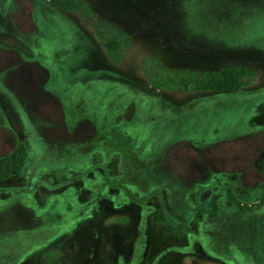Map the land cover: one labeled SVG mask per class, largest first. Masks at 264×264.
<instances>
[{"label":"rangeland","instance_id":"1","mask_svg":"<svg viewBox=\"0 0 264 264\" xmlns=\"http://www.w3.org/2000/svg\"><path fill=\"white\" fill-rule=\"evenodd\" d=\"M83 1L69 12L0 0V158L20 140L28 149L23 171L0 181V264L50 236L19 264H123L138 233L144 258L157 233L190 245L174 264H264V203L239 206L264 199V0ZM114 29L130 35L117 64L99 37ZM156 60L250 67L258 91L159 90ZM159 209L191 233L174 242Z\"/></svg>","mask_w":264,"mask_h":264},{"label":"trees","instance_id":"2","mask_svg":"<svg viewBox=\"0 0 264 264\" xmlns=\"http://www.w3.org/2000/svg\"><path fill=\"white\" fill-rule=\"evenodd\" d=\"M52 5L60 7L64 11H83L88 7V4L83 0H51ZM88 10V9H87ZM90 13L91 11L88 10ZM105 30L109 29L108 24H101ZM99 37L104 41L106 53L113 63H119L124 56V50L129 48V39L125 31L121 29H114L112 34H104L101 32ZM160 70L151 78V83L159 90L166 91H192V92H211L216 94L221 93H239L247 92L255 94L258 89H250L255 81L256 72L250 68L236 64L224 66L215 71H190L167 69L163 64L156 60L154 61ZM264 88H261L263 90ZM260 90V89H259ZM264 91V90H263ZM112 138L115 142L112 147L124 148V138L117 131H112ZM28 159V149L26 144L20 140L12 153L0 158V181L8 180L12 175H19ZM229 197L232 202L239 204L238 200L229 191ZM94 199L91 201V204ZM264 203V199L260 198L259 204H240L241 210H251ZM90 204V205H91ZM60 219V217L58 216ZM156 219L162 223L164 217L162 213H157ZM69 223L75 222L74 219H67Z\"/></svg>","mask_w":264,"mask_h":264},{"label":"flooded vegetation","instance_id":"3","mask_svg":"<svg viewBox=\"0 0 264 264\" xmlns=\"http://www.w3.org/2000/svg\"><path fill=\"white\" fill-rule=\"evenodd\" d=\"M10 2H11V0H2V4H4L7 7L9 6ZM6 9H8V8H6ZM50 16H52V14H50ZM66 23L68 24L67 21H66ZM41 43H43V41H41ZM41 49H42V44H41ZM41 49L39 48L37 52H41L40 51ZM111 75H114V74H111ZM145 88L140 90V91H142L144 94L148 95V97H151V98L156 97L153 92L147 90L149 88H146V89ZM86 207H88V206L86 205ZM160 212L162 213V215L164 217V221L162 223L158 222L156 219L157 213H160ZM153 217H154L156 223L165 229V231H164L165 233L167 232V233L173 234L174 242H175L176 237H180V236L184 237L186 234H188L187 232L191 233V231H192V230H190L191 225L188 227H184L185 230H181V231L180 230H173L174 228H178V227H175V226L170 224V222L165 218V214H164V211L162 209L157 210ZM61 224L69 227V225L70 224L73 225L74 222L69 223L68 220H65V221H62ZM187 228H188V230H187ZM141 236H139V233L136 234V236L133 238V241L131 243H129L131 245H128V247L126 248V250L124 252L125 255H123V259L121 261V262H123V264H143L144 259L147 261L144 264H174L173 256H174V253L176 252L175 249L178 247L179 251H180V255H181V254L187 252V250L189 249V246H190V245L187 246L188 245L187 243L186 244H180V245L179 244H173V245L166 246V245H164L165 241H163V239H166L164 236L162 237L157 233L151 234V241H150V246H149L150 255L147 258H144L145 256L142 253H143V250L147 246L144 247L143 245L139 244L140 240L138 237L142 238ZM51 237L52 236H50L48 238H51ZM48 238L45 240L42 239V240H40V242L38 241L39 243L36 242L37 247H32L31 249H29L28 244L23 246V247H20L18 253L12 259L5 262L4 264H19L24 259V257L26 256L25 255V256H22L20 258H17L18 254H21L24 252L23 249H25V253L32 252L33 249L35 250V249L41 247L43 245V243L46 240H48ZM147 244H148V240H147ZM50 253H53V252H50ZM57 259L58 258L53 257V259H52L53 261H51L50 263L55 262ZM232 264H235V263H232ZM245 264H255V263H254V261H252V263L247 261Z\"/></svg>","mask_w":264,"mask_h":264}]
</instances>
